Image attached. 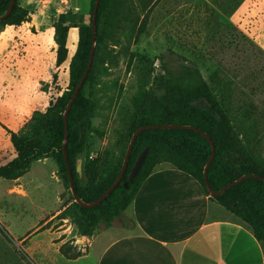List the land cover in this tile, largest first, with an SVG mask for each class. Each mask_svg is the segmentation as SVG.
<instances>
[{
    "label": "rangeland",
    "instance_id": "374dc122",
    "mask_svg": "<svg viewBox=\"0 0 264 264\" xmlns=\"http://www.w3.org/2000/svg\"><path fill=\"white\" fill-rule=\"evenodd\" d=\"M59 1L47 2L45 25H53L59 14L67 24H88V15L80 12L89 0H69L80 11ZM130 2L108 0L99 43L93 44L92 82L85 94L95 108L88 144L76 158L79 183L85 185L90 174L103 181L121 166L138 101L155 76L180 79L184 66L199 70L242 147L264 167V0H156L144 13ZM76 32L68 33L69 53L59 67L50 52L43 55L46 70L39 79L36 111L44 112L65 91ZM20 50L18 55L26 54ZM4 121L0 116L3 131ZM7 133L9 138L0 133V164L14 156L12 132ZM74 203L51 156L33 159L17 178H0V264H61L85 254L89 242L91 250L93 237L107 228L100 222L92 236H83Z\"/></svg>",
    "mask_w": 264,
    "mask_h": 264
},
{
    "label": "trees",
    "instance_id": "16d2710c",
    "mask_svg": "<svg viewBox=\"0 0 264 264\" xmlns=\"http://www.w3.org/2000/svg\"><path fill=\"white\" fill-rule=\"evenodd\" d=\"M94 1L90 0L88 24L83 22L67 24L64 14H59L53 23L54 41L57 45L56 67L65 62L69 53L67 37L70 29L75 28L77 31L76 46L68 62L67 87L49 103L44 112L34 111L24 129L18 133H10L14 156L0 164V178H17L23 174L33 159L51 156L56 160L59 172L69 187L63 157L65 142L73 189L84 203L96 201L113 184L121 168L120 165L117 166L103 181L97 182L91 174L85 185L78 181L76 158L88 144L91 118L95 108V102L85 94L88 84L92 82L93 63L67 113L65 141L63 113L73 89L86 69L93 44L97 47L99 43L98 30L108 7V0L99 1L93 40L91 20ZM155 1L131 0L130 4L144 13ZM9 2L10 0H0V16L6 12ZM28 20V11L15 0L9 15L0 21V30L5 26H17ZM94 49L95 56L96 48ZM182 70L183 74L177 80L159 75L154 77L151 89L145 92L137 103V114L131 135L139 127L152 125L189 126L194 129H150L140 132L131 148L120 183L92 208L73 204L82 220L78 225L83 236H92L100 222L109 227L131 203L154 168L159 164H168L190 175L211 201L232 213L250 230L254 238L264 245V181L246 177L219 195L211 196L203 178L204 167L211 155V145L203 133L214 145V156L206 171L207 182L212 191L220 190L243 175L254 174L264 179V167L250 157L242 147L230 119L199 70L195 66H184ZM145 147H148V151L138 173L133 180L127 182L129 171ZM124 182H127V188L124 187ZM79 256L81 254L76 253L68 259H76Z\"/></svg>",
    "mask_w": 264,
    "mask_h": 264
},
{
    "label": "crops",
    "instance_id": "0c3cea01",
    "mask_svg": "<svg viewBox=\"0 0 264 264\" xmlns=\"http://www.w3.org/2000/svg\"><path fill=\"white\" fill-rule=\"evenodd\" d=\"M48 1L18 0L29 20L0 30V116L7 129L0 127V133L8 138V131H18L38 110L45 52H50L55 66L54 29L45 25ZM70 1L59 4L80 11ZM88 12L89 5L80 13ZM19 48L26 54L18 55ZM106 228L93 237L91 250L89 242L85 254L61 264H264V245L250 230L211 201L190 175L168 164L154 168L131 203Z\"/></svg>",
    "mask_w": 264,
    "mask_h": 264
},
{
    "label": "water",
    "instance_id": "95a60500",
    "mask_svg": "<svg viewBox=\"0 0 264 264\" xmlns=\"http://www.w3.org/2000/svg\"><path fill=\"white\" fill-rule=\"evenodd\" d=\"M99 1L100 0H95L94 1L93 11H92L91 29H92V39L93 40H94V36H95L96 12H97ZM14 3H15V0H10L9 6H8L6 12L4 13V15L0 16V21L9 15V13L12 10V7H13ZM93 54H94V48L92 47L91 51H90V54H89V58H88L86 69H85L81 79L79 80V82L77 83L75 88L73 89V92H72V94H71V96H70V98H69V100L67 102V105H66L64 113H63L64 129H65V141L67 139V113H68V111H69L74 99L76 98L78 92L80 91V89H81V87H82V85H83V83H84V81H85V79L87 77V74H88V72H89V70L91 68L92 60H93ZM172 128L194 129V128L189 127V126H177V125H162V126L152 125V126H142V127L137 128L131 135V138L129 140V143H128L126 151H125V155H124L123 162H122V165H121V168H120V172H119L116 180L113 182V184L96 201L91 202V203L82 202L76 196V194L74 192L73 183H72V175H71L70 167H69V164H68V161H67V157H66V153H65V148H64L65 147V142H64V144H63V157H64L66 168H67V176H68L69 188H70L72 197L74 198V201L78 205H80V206H82L84 208H92V207L96 206L97 204H99L120 183L121 178L123 176V173L125 171V167H126V164H127V160H128L131 148L133 146V143L135 141L136 136L140 132L145 131V130H150V129H172ZM203 136L209 141V143L211 145V155H210V158H209L208 162L206 163V165L204 167V170H203L204 182H205L206 188H207V190H208V192H209V194L211 196L219 195L226 188L234 186L235 184L239 183L241 180H243L246 177L258 178V179L264 181V179L262 177H259V176L254 175V174H248V175H243V176L239 177L235 181L227 184L226 186H224L223 188H221L220 190H218L216 192L212 191V189L210 188V186L208 185V182H207L206 171H207V168H208V165H209L210 161L212 160V158L214 156V145H213L212 141L210 140V138L206 134L203 133ZM147 151H148V147H145L141 151L139 156L137 157L135 163L133 164L131 170L128 173L127 182L133 180V178L138 173V171H139V169H140V167H141V165L143 163V160L145 158V155H146ZM127 182L123 183L125 188H127Z\"/></svg>",
    "mask_w": 264,
    "mask_h": 264
}]
</instances>
